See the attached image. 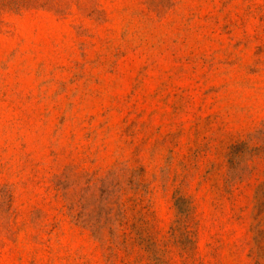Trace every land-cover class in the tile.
<instances>
[{
	"label": "rangeland",
	"instance_id": "rangeland-1",
	"mask_svg": "<svg viewBox=\"0 0 264 264\" xmlns=\"http://www.w3.org/2000/svg\"><path fill=\"white\" fill-rule=\"evenodd\" d=\"M0 264H264V0H0Z\"/></svg>",
	"mask_w": 264,
	"mask_h": 264
}]
</instances>
